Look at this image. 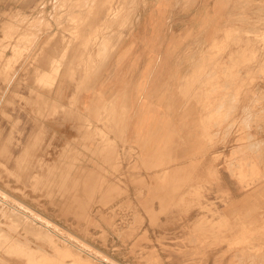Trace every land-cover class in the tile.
Here are the masks:
<instances>
[{"label": "rangeland", "instance_id": "1", "mask_svg": "<svg viewBox=\"0 0 264 264\" xmlns=\"http://www.w3.org/2000/svg\"><path fill=\"white\" fill-rule=\"evenodd\" d=\"M216 3L0 0V264H264V0ZM148 10L158 14L149 18L154 30L135 45L144 43L141 50L120 56L103 45L129 37ZM173 12L196 18L181 50L170 32ZM156 27L159 48L170 50L154 51ZM116 30L119 37L110 36ZM159 58L171 65L164 84L152 78L163 71L155 67ZM142 64L144 86L151 79L161 85L147 100L157 106L153 98L165 94L170 107L165 115L134 114L135 122L164 121L168 129L148 136L102 131L119 112L111 99L86 120L90 136L79 148L48 143L45 120L57 109L50 92L67 83L61 80L77 89L93 83L88 88L100 97L102 83L98 90L95 84L108 67H120L107 72L110 86L116 83L112 95Z\"/></svg>", "mask_w": 264, "mask_h": 264}, {"label": "crops", "instance_id": "2", "mask_svg": "<svg viewBox=\"0 0 264 264\" xmlns=\"http://www.w3.org/2000/svg\"><path fill=\"white\" fill-rule=\"evenodd\" d=\"M216 6L220 2V0H216ZM145 13V12H144ZM182 12L176 14V13H169V16L172 17V20L170 21V32H174L178 38L176 39L178 42L175 44L179 45V50L183 49L186 45V30H187V25L188 23L194 24L196 21V18H192L190 16L187 17V15H181ZM143 14V13H142ZM155 14H158V11L156 10H148L147 14L145 16H142L139 22L136 23L134 28H132V32L129 34V37L119 39V43L116 45V47H113L114 44L109 43L111 48L109 46H106V48L110 50H116L122 53V55H126L127 52H132L133 50H141L142 43L139 45L137 48H135V45L138 44L139 39L142 36L145 35H150V33L154 30V24L150 22L149 18H154ZM100 17V16H99ZM156 32L154 34V38H157L158 40L156 41V46L154 47V51H165V50H170V47H160L161 39L163 35L159 32H157V27L155 28ZM197 27L194 28L195 33L197 32ZM118 30L111 32L110 36L117 37L118 34L120 33ZM117 33V34H116ZM112 34V35H111ZM131 35V36H130ZM148 37V36H145ZM129 39V40H128ZM117 40V39H116ZM129 42H128V41ZM107 42H105L106 45ZM108 45V43H107ZM162 47V44H161ZM110 53V52H108ZM110 56V55H109ZM123 57L118 59V61H122ZM104 61L106 62V58H104ZM118 63V62H117ZM148 61H145V64H147ZM163 66V71L159 73L160 68ZM144 67L146 65H141L139 71L141 72L133 74V76L129 77L128 79H122L123 85L118 87L117 91L112 92L113 94L111 95V91L113 88L115 89V84L112 86V78H110L107 74L110 73L112 74L116 72L117 69H120V67H112L109 70V67L105 70V75L103 76L99 82H97L96 87H94V90H98L99 84L102 83L101 86V96L97 97L95 92L88 88L90 85H93V83L89 84L88 86H83L79 89L76 88V86L71 83L69 80H61L64 83L63 85H60L55 87L51 92H50V101L51 105L50 106H56L57 109L55 111L51 112V118L49 117L48 120H45V127L47 128V136H48V143L51 142V144H54L55 146H58V148H66L67 151H70V147H74L75 150L76 148H79L77 145L79 142L88 140V137L90 136V133H88L90 130H87L86 128H83L86 125V120H92L91 118L98 117L99 113L102 114V107L104 104L109 103L111 99H115L117 109L120 112V116L122 121L121 122H116L118 119L117 115L119 112L116 111V114L114 116V120L112 123H109L105 126H101L100 128L102 131H115L119 132L118 135H129L133 131L137 130H146L147 131V136L149 135V132H155V131H165L166 129V124L164 121H159L158 122H144L140 126V123H136V117L134 114H139L141 113L142 115H155V114H162L165 115L170 107L169 99L165 97V94L163 97L156 96L153 99H156L157 97L159 100L156 102L157 106L155 104L152 106L150 101L147 100V98L152 99L151 93H154V91L158 88H160L161 85H150V82L154 79L155 83L161 84V83H166L167 81L165 79V74H168V68L171 67L170 61L167 58H159L158 64L155 65L156 68H158V76L152 77L153 79L148 82L146 86L145 85V77L144 76ZM102 68L98 71L100 72ZM166 70V71H165ZM122 71V70H121ZM144 71V73H143ZM150 74L147 75V79H150ZM141 83L143 84L142 88H144V92L137 94L138 89L141 87ZM126 85V86H124ZM130 89V90H129ZM103 94V96H102ZM127 95V96H125ZM104 97V103L103 101H100L99 99H103ZM127 98V99H126ZM129 98V99H128ZM97 99V100H96ZM126 99V100H125ZM143 100H147L143 102ZM160 106H162V109H160ZM178 109V107H176ZM50 113V112H49ZM128 113L126 116L124 114ZM130 114V119H128V115ZM94 120V119H93ZM148 120V117H147ZM92 122V121H91ZM96 125V123H94ZM129 132V133H128ZM138 132V131H137ZM137 134V133H136ZM112 135V134H110ZM144 135V134H142ZM116 136V135H115ZM133 136V135H132ZM135 136V135H134ZM137 137V136H136ZM138 139H140L138 137ZM74 144V145H73ZM90 147V144H89ZM73 149V148H72ZM74 151V149H73ZM147 156H152L151 154H148ZM90 157V156H89ZM153 158V156H152ZM152 158L150 160H152ZM170 159V158H169ZM149 160V161H150ZM153 159L152 161H154ZM50 161L48 160V163ZM85 177V176H84ZM86 178L91 179L95 178L93 175H88ZM85 188V187H83ZM150 188L148 187L146 190V194L150 193ZM137 190L132 191V194L136 193ZM129 194V193H128Z\"/></svg>", "mask_w": 264, "mask_h": 264}, {"label": "bare ground", "instance_id": "3", "mask_svg": "<svg viewBox=\"0 0 264 264\" xmlns=\"http://www.w3.org/2000/svg\"><path fill=\"white\" fill-rule=\"evenodd\" d=\"M42 1H43V0H42ZM50 1H51V0H50ZM82 1H83V0H82ZM89 1H90V0H89ZM93 1H94V0H93ZM73 2H74V1H73ZM86 2H88V1H86ZM75 3H76V2H75ZM54 4H55V3H54ZM73 4H74V3H73ZM178 4H179V3H178ZM71 5H72V4H71ZM81 8H82V7H81ZM91 9H92V8H91ZM132 9H133V8H132ZM82 10H83V9H82ZM54 11H55V10H54ZM131 11H132V10H131ZM82 12H84V11H82ZM53 13H54V12H53ZM53 13H52V14H53ZM115 13H116V12H115ZM38 15H39V14H38ZM43 15H44V14H43ZM84 15H85V13H84ZM119 15H120V14H119ZM119 15H118V16H119ZM70 17H71V16H70ZM80 17H81V16H80ZM110 17H111V16H110ZM130 17H131V15H130ZM241 17H243V16H241ZM47 18H48V17H47ZM112 18H113V17H112ZM247 18H248V17H247ZM43 19H44V18H43ZM86 19H87V18H86ZM137 19H138V18H137ZM77 20H78V19H76V21H77ZM80 20H81V19H80ZM23 21H24V20H23ZM65 21H66V20H65ZM78 21H79V20H78ZM115 21H117V20H115ZM21 22H22V21H21ZM41 22H42V21H41ZM80 22H82V21H80ZM124 22H125V21H124ZM19 23H20V22H19ZM35 23H36V22H35ZM42 23H43V22H42ZM45 23H46V21H45ZM105 23H106V22H105ZM115 23H116V22H115ZM130 23H131V22H130ZM133 23H134V22H133ZM108 25H109V24H108ZM124 25H125V24H124ZM12 26H13V25H12ZM38 26H39V25H38ZM79 26H80V25H79ZM24 27H25V26H24ZM123 27H124V26H123ZM75 28H76V26H75ZM18 29H19V28H18ZM25 29H27V31L29 30L28 28H25ZM39 29H40V28H39ZM125 29H126V28H125ZM22 30H23V29H22ZM119 30H120V29H119ZM119 30H118V31H119ZM27 31H26V33H27ZM40 31H41V30H40ZM118 31H117V32H118ZM13 32H14V31H13ZM16 32H18V31H16ZM23 32H25V31H23ZM28 32H29V31H28ZM119 32H120V31H119ZM28 34H29V33H28ZM36 34H37V33H36ZM38 34H39V33H38ZM108 34H109V33H108ZM116 34H117V33H116ZM226 34H227V33H226ZM21 35H22V34H21ZM111 35H112V34H111ZM19 36H20V35H19ZM30 36H31V35H30ZM74 36H75V34H74ZM104 36H105V35H104ZM102 37H103V36H102ZM118 37H119V36H118ZM23 38H24V37H23ZM23 38H22V39H23ZM25 38H26V37H25ZM39 38H40V37H39ZM50 38H51V36H50ZM110 38H111V37H110ZM15 39H16V38H15ZM22 39H21V40H22ZM75 39H76V38H75ZM115 39H116V38H115ZM29 40H31V39H29ZM48 40H49V39H48ZM108 40H109V39H108ZM113 40H114V39H113ZM3 41H4V40H3ZM100 41H101V40H100ZM103 41H104V40H103ZM234 41H235V40H234ZM8 42H9V41H8ZM20 42H21V41H20ZM32 42H33V41H32ZM69 42H71V41H69ZM73 42H74V41H73ZM117 42H118V41H117ZM117 42H116V43H117ZM14 43H15V42H14ZM25 43H26V42H25ZM99 43H100V42H99ZM99 43H98V44H99ZM23 44H24V43H23ZM98 44H97V45H98ZM104 44H105V43H104ZM16 45H17V44H16ZM33 45H34V44H33ZM99 45H100V44H99ZM111 45H112V44H111ZM116 45H117V44H116ZM13 46H14V45H13ZM37 46H38V45H37ZM69 46H70V45H69ZM106 46H109L110 48L112 47V46H110L109 44H108V45L106 44L105 47H106ZM17 47H18V46H17ZM23 47H24V46H23ZM98 47H99V46H98ZM109 47H108V48H109ZM113 47H114V46H113ZM7 48H8V47H7ZM20 48H22V47L20 46ZM101 49H102V48H101ZM111 49H112V48H111ZM28 50H29V49H28ZM31 50H32V49H31ZM34 50H35V49H34ZM38 50H39V49H38ZM99 50H100V49H99ZM3 52H5V51H3ZM0 53H1V52H0ZM32 53H33V52H32ZM35 54H36V53H35ZM208 54H209V53H208ZM0 55H1V54H0ZM4 55H5V54H4ZM203 55H206V53L203 54ZM32 56H33V55H32ZM34 56H35V55H34ZM245 56H246V55H245ZM0 57H1V56H0ZM14 57H15V55H14ZM60 57H61V55H60ZM246 57H247V56H246ZM2 59H3V58H2ZM9 61H10V60H9ZM62 62H63V61H62ZM4 64H5V63H4ZM59 64H60V63H59ZM209 64H210V63H209ZM214 64H215V63H214ZM214 64H213V65H214ZM7 65H8V64H7ZM56 66H58V65H56ZM4 67H5V66H4ZM28 67H29V66H28ZM59 67H60V66H59ZM1 68H2V67H1ZM229 68H230V67H229ZM23 71H24V70H23ZM209 71H210V70H209ZM225 71H226V70H225ZM26 72H27V71H26ZM45 73H46V72H45ZM50 73H51V72H50ZM52 73H53V72H52ZM212 73H213V72H212ZM216 73H217V72H216ZM197 74H198V73H197ZM42 75H43V74H42ZM200 75H201V74H200ZM208 75H209V74H208ZM216 75H217V74H216ZM10 77H11V76H10ZM192 77H193V76H192ZM194 77H195V76H194ZM208 77H210V76H208ZM212 77H213V76H212ZM41 78H42V77H41ZM50 78H51V77H50ZM206 79H210V78H206ZM206 79H205V80H206ZM189 80H190V79H189ZM41 81H42V80H41ZM207 83H208V82H207ZM225 87H226V86H225ZM129 90H130V89H129ZM125 96H127V95H125ZM45 97H46V96H45ZM252 98H253V97H252ZM252 98H251V99H252ZM46 99H47V98H46ZM115 99H116V98H115ZM126 99H127V98H126ZM126 99H125V100H126ZM128 99H129V98H128ZM48 100H49V99H48ZM114 101H115V100H114ZM254 102H256V101H254ZM254 102H253V103H254ZM0 104H1V103H0ZM249 104H250V103H249ZM223 105H224V104H223ZM252 105H253V104H252ZM221 106H222V105H221ZM233 109H234V108H233ZM232 111H233V110H232ZM214 112H215V111H214ZM230 114H231V113H230ZM42 115H43V114H42ZM254 116H255V114H254ZM254 116H253V117H254ZM244 117H245V116H244ZM245 118H246V117H245ZM225 120H226V119H225ZM215 124H217V123H215ZM248 124H249V123H248ZM232 125H233V124H232ZM248 126H249V125H248ZM228 127H230V125H229ZM228 127L226 126V128H228ZM91 129H92V128H91ZM228 131H229V130H228ZM223 132H224V131H223ZM118 133H119V132H118ZM118 133H117V134H118ZM227 133H228V132H227ZM105 135H106V134H105ZM217 135H218V134H217ZM107 136H109V135H107ZM116 137H117V136H116ZM114 138H115V137H114ZM261 141H263V140H261ZM114 142H115V141H114ZM259 143H260V142H259ZM262 143H264V142H262ZM262 143H261V144H262ZM123 144H124V143H123ZM246 144H247V143H246ZM73 145H74V144H73ZM249 145H251V144H249ZM254 146H255V145H254ZM249 147H250V146H249ZM116 148H117V147H116ZM87 150H88V149H87ZM241 150H242V149H241ZM250 154H251V153H250ZM72 155H73V154H72ZM238 157H239V156H238ZM104 158H105V157H104ZM251 158H252V157H251ZM224 159H225V158H224ZM248 159H249V158H248ZM245 160H246V159H245ZM259 161H260V160H259ZM111 162H112V161H111ZM247 163H248V162H247ZM238 164H239V163H238ZM257 168H258V167H257ZM251 170H252V169H251ZM252 172H253V171H252ZM256 173H257V172H256ZM243 175H244V174H243ZM253 175H254V174H253ZM251 177H252V176H251ZM254 178H255V177H254ZM261 178H262V177H261ZM247 180H248V179H247ZM255 182H256V181H255ZM235 189H236V188H235ZM0 190H4V189H0ZM4 192H5V190H4ZM6 193H7V192H6ZM8 194H9V193H8ZM4 195H5V193H4ZM2 196H3V195H2ZM4 197H5V196H4ZM10 197H13L12 194L10 195ZM14 200H15V198H14ZM16 200H17V199H16ZM19 201H21V200H19ZM17 203H19V202H17ZM21 203H23V202H21ZM24 204H25V203H24ZM39 204H40V203H39ZM22 205H23V204H22ZM40 205H41V204H40ZM7 206H8V205H7ZM13 206H14V205H13ZM19 206H21V205H19ZM26 206H27V205H26ZM15 207H17V206H15ZM26 208H27V207H26ZM30 208H31V207H30ZM30 208H29V209H30ZM16 209H17V208H16ZM32 209H33V208H32ZM23 211H24V210H23ZM0 213H1V212H0ZM7 213H8V212H7ZM13 213H14V211H13ZM25 213H26V212H25ZM28 213H29V212H28ZM11 214H12V213H11ZM61 214H62V213H61ZM17 215H18V214H17ZM17 215L14 216V218H13V222H14L15 217H17ZM30 215H31V214H30ZM11 216H13V215H11ZM22 216H24V215H22ZM35 216H36V214H35ZM35 216H33V217H35ZM43 216H44V215H43ZM18 217H19V215H18ZM41 217H42V216H41ZM11 218H12V217H11ZM17 219H18V218H17ZM19 219H20V217H19ZM26 219H27V218H26ZM35 219H36V218H35ZM37 219H38V218H37ZM48 219H49V218H48ZM10 220H12V219H10ZM20 220H21V219H20ZM20 220H19V222H20ZM49 220H51V219H49ZM0 221H1V220H0ZM15 221H16L17 224L19 223L18 220L15 219ZM25 221H26V220H25ZM34 221H35V220H34ZM22 222H24V221H22ZM27 222H28V221H27ZM29 222H30V221H29ZM29 222H28V223H29ZM31 222H32V221H31ZM44 222H45V220H44ZM3 223H4V222H3ZM20 223H21V222H20ZM50 223H53V222H50ZM11 224H12V223H11ZM11 224H9V225L11 226ZM14 224H15V223H14ZM32 224H34V222H33ZM9 225H8V226H9ZM19 225H20V224H19ZM13 226H14V225H13ZM13 226H11V227H13ZM15 226H16V225H15ZM24 226H25V225H24ZM24 226H23V227H24ZM34 226H36V225H34ZM39 226H40V225H39ZM41 226H42V225H41ZM41 226H40V227H41ZM49 226H50V225H49ZM54 226H55V225H54ZM4 227H5V226H4ZM42 227H43V226H42ZM52 227H53V226H52ZM60 227H61V226H60ZM14 228H15V227H14ZM16 228H17V227H16ZM30 228H31V227H30ZM33 228H34V227H33ZM33 228H32V229H33ZM44 228H45V227H44ZM1 229H2V228H1ZM3 229H4V228H3ZM3 229H2V230H3ZM17 229L20 230L19 227H18ZM25 229H26V231H28V227H27V226H25ZM32 229H29L28 232H33V231H35V229H33V231H31ZM52 229H53V228H52ZM4 230H6V229H4ZM13 230H14V229H13ZM6 231H7V230H6ZM16 231H17V230H16ZM51 231H52V230H51ZM55 231H56V230H55ZM3 232L5 233V231H3ZM3 232H2V234H3ZM10 232H11V231H10ZM35 232H36V231H35ZM35 232H34V233H35ZM38 232H39V231H38ZM38 232L36 233V237L39 236V235H38ZM52 232H53V231H52ZM127 232H128V231H127ZM39 234H41V233H39ZM44 234H46V235L48 234V233H46V230H45V233H42V235H44ZM65 234H66V233H65ZM4 235H5V234H4ZM9 235H10V234H9ZM23 235L26 236V234H23ZM33 235H34V234H33ZM42 235H40V236L42 237ZM52 235H53V233H52ZM52 235H49V234H48V236H50V238H51ZM0 236H1V232H0ZM5 236H8V233H7V235H5ZM5 236H4V238H5ZM40 236H39V237H40ZM73 236H74V235H73ZM2 237H3V236H2ZM2 237H1V238H2ZM11 237H12V236H11ZM39 237H38V238H39ZM44 237H45V236H44ZM44 237H43V238H44ZM52 237H53V236H52ZM57 237H58V236H57ZM68 237H69V236H68ZM129 237H130V236H129ZM8 238H9V237H7V242L10 240V239L8 240ZM19 238H21V237L16 238L18 242H19V240H18ZM55 238H56V237H55ZM11 239H12V238H11ZM14 239H15V238H14ZM28 239H29V237H27V240H28ZM40 239H42V238H40ZM45 239H46V241H47V237H46ZM45 239H44V241H45ZM58 239H59V238H58ZM58 239H56V240L58 241ZM63 239H65V238H63ZM63 239H62V240H63ZM67 239H68V238H67ZM70 239H71V238H70ZM1 240L4 241L5 239L3 240V238H2ZM1 240H0V241H1ZM20 240H21V239H20ZM27 240H25V241L27 242ZM48 240L53 241V240H51V239H49V238H48ZM56 240H55V241H56ZM17 241H16V242H17ZM22 241H24V240L22 239ZM28 241H30V240H28ZM35 241H36V240H35ZM38 241H39V240H38ZM70 241H71V240H70ZM72 241H73V240H72ZM13 242H15V241L13 240ZM26 242H24V245H25ZM31 242H32V241H31ZM33 242H34V241H33ZM40 242H41V241H40ZM40 242H39V243H40ZM59 242H60V240H59ZM66 242H67V241H66ZM1 243H2V242H1ZM11 243H12V242H11ZM20 243H23V242H20ZM20 243H19V244L17 243V244L20 245ZM45 243H46V242H45ZM49 243H50V242H49ZM60 243H61V242H60ZM62 243H63V242H62ZM68 243H69V241H68ZM7 244H8V243H7ZM13 244H14V243H13ZM13 244H11V246H12ZM30 244H31V243H30ZM30 244L28 243L27 245H29V246L31 247ZM41 244H42V243H41ZM0 245H1V244H0ZM18 245H16V246L18 247ZM61 245H62V244H61ZM64 245H65V243H64ZM73 245H76V244H73ZM80 245H81V244H80ZM7 246H8V245H7ZM11 246H8V247H11ZM14 246H15V244L12 246V248H15ZM29 246H28V248H29ZM57 246H58V245H57ZM71 246H72V244H71ZM2 247H3V245H2ZM8 247H7V248H8ZM21 247H22V245H21ZM21 247H20V248H21ZM25 247H26V245H25ZM40 247H41V246H40ZM61 247H63V246H61ZM64 247H67V246L65 245ZM74 247H75V246H74ZM7 248H5V249H7ZM26 248H27V247H26ZM28 248H27V249H28ZM35 248H36V247H35ZM35 248H34V249H35ZM51 248H52V247H51ZM83 248H84V247H83ZM0 249H1V248H0ZM9 249H10V248H9ZM18 249H19V247H18ZM24 249H25V248H24V246H23V250H24ZM27 249H26V250H27ZM40 249H41V248H40ZM40 249L36 248V251H37V250H40ZM44 249H45V248H42V250H44ZM57 249H59V248H57ZM61 249H62V248H61ZM65 249H66V248H65ZM26 250H25V251H26ZM42 250H40V251H42ZM45 250H46V249H45ZM48 250H49V249H48ZM53 250H55V249L53 248ZM68 250H70V249H68ZM74 250H75V249H74ZM81 250H82V249H81ZM85 250H86V249H85ZM11 251H12V250H11ZM15 251H16V250H15ZM19 251H20V250H19ZM19 251H16V252L19 253ZM36 251H35V252H36ZM60 251H61V250H60ZM62 251H63V250H62ZM13 252H14V251H13ZM13 252H11V253H13ZM16 252H15V253H16ZM29 252H32V251L30 250ZM38 252H39V251H38ZM58 252H59V251H58ZM58 252H56V253H58ZM85 252H86V251H85ZM85 252H84V253H85ZM8 253H9V252H8ZM18 253H16V254H18ZM20 253H22V254H20V255H24V254H23L24 252L21 251ZM26 253H27V251H26ZM42 253H44V251H43ZM42 253H40V254H42ZM46 253H47V252H46ZM60 253H61V252H60ZM72 253H73V250H72ZM77 253H78V252H77ZM91 253H92V252H91ZM9 254H10V253H9ZM36 254H37V253H36ZM36 254L34 253L35 257H37V255H38V254H37V255H36ZM48 254H49V253H47V255H48ZM52 254H53V253H52ZM54 254H55V253H54ZM62 254H64V253H62ZM69 254H70V253H69ZM74 254H75V252H74ZM25 255H27V254H25ZM25 255H24V256H25ZM34 255L32 254L31 256L33 257ZM42 255H43V254H42ZM44 255H45V253H44ZM49 255H51V253H50ZM55 255H56V254H55ZM70 255H71V254H70ZM239 255H240V254H239ZM39 256H41V255H39ZM77 256H78V255H77ZM27 257L29 258V254H28ZM32 257H31V258H32ZM46 257H47V256H46ZM48 257H49V256H48ZM54 257H55V256H53V258H54ZM56 257L60 258L59 256H56ZM61 257H62V255H61ZM72 257H74V255H72ZM80 257L82 258V256H80ZM88 257H89V256H88ZM9 258H10V257H9ZM31 258H29V261L31 260ZM37 258H38V257H37ZM42 258H43V256H42ZM44 258H45V257H44ZM44 258H43V260H44ZM90 258H91V257H90ZM33 259L36 260L35 258H33ZM55 259H56V258H55ZM67 259H69V257H67ZM74 259H75V258H74ZM77 259H78V258H77ZM79 259H80V258H79ZM93 259H94V257H93ZM1 260H2V259H1ZM7 260H8V259H7ZM27 260H28V259H27ZM40 260H41V259H40ZM40 260H39V258H38L37 261H35L34 263H37V264H38V262H41V261H42V260H41V261H40ZM45 260H46V258H45ZM47 260H48V259H47ZM81 260L83 261V259H80V261H81ZM108 260H109V259H108ZM4 261H5V260H4ZM10 261H11V260H10ZM31 261H32V260H31ZM31 261H30V262H31ZM55 261H56V260H55ZM62 261H63V260H62ZM64 261H65V259H64ZM64 261H63V262H64ZM71 261H72V260H71ZM80 261H79V262H80ZM82 261H81V262H82ZM84 261H85V260H84ZM0 262H1V261H0ZM45 262H46V261H45ZM45 262H44V263H45ZM47 262H49V261H47ZM47 262H46V263H47ZM56 262H57V261H56ZM63 262L59 261L58 263H59V264H63ZM92 262H93V261H92ZM5 263H6V262H5ZM7 263L10 264V262H7ZM51 263H52V262H51ZM53 263H54V262H53ZM53 263H52V264H53ZM58 263H57V264H58ZM64 263H66V262H64ZM67 263H68V262H67ZM72 263H73V262H72ZM75 263H77V262H75ZM82 263H83V262H82ZM161 263H162V262H161ZM17 264H18V263H17ZM30 264H31V263H30ZM41 264H42V263H41ZM49 264H50V263H49ZM70 264H71V263H70ZM78 264H80V263H78ZM83 264H84V263H83ZM85 264H86V263H85ZM88 264H90V263H88ZM117 264H118V263H117Z\"/></svg>", "mask_w": 264, "mask_h": 264}]
</instances>
